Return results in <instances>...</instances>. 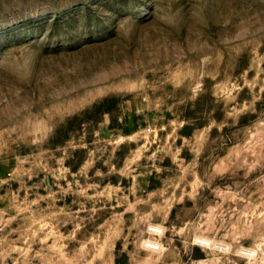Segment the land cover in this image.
I'll return each mask as SVG.
<instances>
[{"label": "rangeland", "instance_id": "374dc122", "mask_svg": "<svg viewBox=\"0 0 264 264\" xmlns=\"http://www.w3.org/2000/svg\"><path fill=\"white\" fill-rule=\"evenodd\" d=\"M0 264H264V0H0Z\"/></svg>", "mask_w": 264, "mask_h": 264}, {"label": "built area", "instance_id": "2783aa9c", "mask_svg": "<svg viewBox=\"0 0 264 264\" xmlns=\"http://www.w3.org/2000/svg\"><path fill=\"white\" fill-rule=\"evenodd\" d=\"M148 231L153 235H161L162 234V228L157 225H149ZM200 242H206L205 239H200ZM144 247L149 250H159L161 248V241L158 238H152L148 237L143 242Z\"/></svg>", "mask_w": 264, "mask_h": 264}, {"label": "trees", "instance_id": "16d2710c", "mask_svg": "<svg viewBox=\"0 0 264 264\" xmlns=\"http://www.w3.org/2000/svg\"><path fill=\"white\" fill-rule=\"evenodd\" d=\"M109 98H103V100L102 101H100V102H98L96 105H94L92 108H94V109H103V110H105L104 108H102V106H103V104L108 100ZM183 128L185 129V128H187V125H183Z\"/></svg>", "mask_w": 264, "mask_h": 264}]
</instances>
